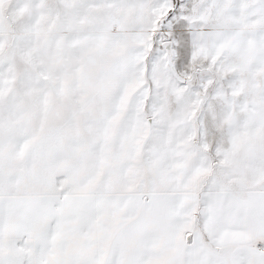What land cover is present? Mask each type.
<instances>
[{
	"label": "snow or ice",
	"instance_id": "6c2138e0",
	"mask_svg": "<svg viewBox=\"0 0 264 264\" xmlns=\"http://www.w3.org/2000/svg\"><path fill=\"white\" fill-rule=\"evenodd\" d=\"M0 264H264V0H0Z\"/></svg>",
	"mask_w": 264,
	"mask_h": 264
}]
</instances>
